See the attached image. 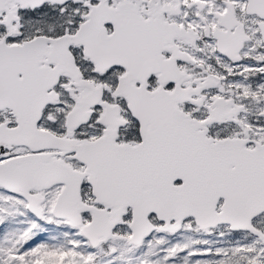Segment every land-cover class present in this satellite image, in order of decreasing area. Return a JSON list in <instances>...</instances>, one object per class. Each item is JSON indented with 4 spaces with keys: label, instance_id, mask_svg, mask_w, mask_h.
Segmentation results:
<instances>
[{
    "label": "snow or ice",
    "instance_id": "snow-or-ice-1",
    "mask_svg": "<svg viewBox=\"0 0 264 264\" xmlns=\"http://www.w3.org/2000/svg\"><path fill=\"white\" fill-rule=\"evenodd\" d=\"M0 264H264V0H0Z\"/></svg>",
    "mask_w": 264,
    "mask_h": 264
}]
</instances>
